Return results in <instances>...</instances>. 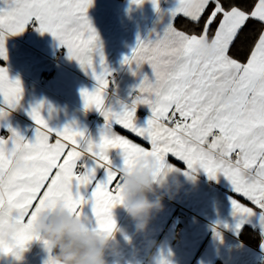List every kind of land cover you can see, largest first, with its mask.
<instances>
[{
    "label": "snow or ice",
    "instance_id": "snow-or-ice-1",
    "mask_svg": "<svg viewBox=\"0 0 264 264\" xmlns=\"http://www.w3.org/2000/svg\"><path fill=\"white\" fill-rule=\"evenodd\" d=\"M133 3L139 6L144 0ZM152 3L159 12V0ZM0 4V59L7 60L6 39L29 26L51 34L67 49L69 59L97 81L93 91L83 89L81 96L84 109L95 108L105 120L99 140L94 141L71 125L50 128L40 104L29 113L38 126L34 141L10 125L9 135L0 136V231L11 232L16 247L25 251L30 242L40 241L34 223L42 212L57 207L81 215L90 206L87 216L93 230L112 233L116 229L112 210L123 204L124 175L142 160L158 172L173 171L169 155L186 165L184 174L190 178L200 170L213 180L223 175L234 193L251 202L252 207L246 206L232 197L233 216L239 218L238 229L256 218L264 247V0H256L250 8L241 7L238 0H179L163 33L154 40L138 39L131 56L124 58L134 76L147 64L152 77L142 76L131 104L122 105L120 111L106 102L111 73L88 17L94 0H0ZM179 14L199 31L177 30L172 20ZM250 22L260 28L246 62H240L230 49ZM207 40L216 47L211 59L199 50ZM228 92L238 101L225 108L221 100ZM22 94L20 80L10 79L7 68L0 66V120L9 115L6 109L19 105ZM141 105L151 112L143 127L136 122ZM115 125L147 142L150 150L118 134ZM114 149L122 154L119 168L110 159ZM85 158L94 166L83 163ZM98 170L103 179H97ZM0 254L20 259L3 240ZM159 264L169 262L161 256Z\"/></svg>",
    "mask_w": 264,
    "mask_h": 264
},
{
    "label": "crops",
    "instance_id": "crops-1",
    "mask_svg": "<svg viewBox=\"0 0 264 264\" xmlns=\"http://www.w3.org/2000/svg\"><path fill=\"white\" fill-rule=\"evenodd\" d=\"M178 6L179 0H159L160 11L157 12L152 0H144L139 6L133 0H94L89 8L88 17L99 35L107 67L111 75H118L115 81L109 77L106 100L115 111H120L122 105L131 104L143 75L152 77L147 64L142 66L139 75L134 76L123 63L124 58L131 56L138 39L154 40L157 34H162L171 13ZM177 17L188 20L182 14ZM176 18L172 24L182 31L174 25ZM5 47L7 60L0 59V66L7 68L10 79L20 80L23 94L15 109H6L9 115L0 120V136L9 135L10 125L26 140L34 141L38 126L29 113L32 108L43 104L41 114L50 128L59 130L71 125L98 141L105 125L104 117L95 108L85 110L81 96L83 89L91 92L97 86L90 72H85L77 61L69 59L67 49L51 34H41L35 26L27 27L22 34L9 36ZM61 49L64 52L59 55ZM100 70L97 65V71ZM42 72L51 74L48 82H38ZM0 107H3L2 97ZM150 116L147 106L137 107L138 126H146ZM114 130L150 150L147 142L121 126L115 125ZM54 140V136L50 138V142ZM109 155L113 167L122 166L120 150H111ZM167 161L182 170L178 174L181 186L178 190L173 189L172 198L165 196L164 209L156 214L146 234L136 232L134 221L122 205L112 210L118 229L115 238L119 242L117 251L110 257L112 264H150L151 257L158 258L160 262L161 256L169 264H255L263 258L258 220L253 218L238 229L239 218L233 216L232 197L246 206L252 207L251 202L234 193L223 175L213 180L200 170L192 179L184 174L186 165L183 162L171 155ZM83 163L94 166L93 161L87 158ZM103 178V171L98 170L97 179ZM83 194L89 195L88 192ZM177 208L188 212V218H177ZM84 213L91 214L90 206L84 208ZM177 229H180L181 238L173 247L171 240ZM257 238L255 245L252 242ZM48 255L42 241L34 240L26 246L22 260L0 254V264H46Z\"/></svg>",
    "mask_w": 264,
    "mask_h": 264
},
{
    "label": "clouds",
    "instance_id": "clouds-1",
    "mask_svg": "<svg viewBox=\"0 0 264 264\" xmlns=\"http://www.w3.org/2000/svg\"><path fill=\"white\" fill-rule=\"evenodd\" d=\"M204 58L216 55V47L211 40L200 46ZM238 98L231 92L224 94L221 103L225 108L235 105ZM173 171H160L148 162L139 161L124 175L121 184L122 206L135 223L137 233L146 234L149 226L159 212L164 209L165 196L172 198L173 189L181 186L178 174L182 171L174 165ZM194 171L190 175H196ZM112 233L94 231L93 222L85 214L76 215L63 207L54 211L42 212L34 223V232L49 254L52 264H112L110 257L117 251L119 242ZM0 240L11 247L23 259L24 251L16 247L15 239L7 229L0 231ZM150 264H159L156 257L150 258Z\"/></svg>",
    "mask_w": 264,
    "mask_h": 264
},
{
    "label": "trees",
    "instance_id": "trees-1",
    "mask_svg": "<svg viewBox=\"0 0 264 264\" xmlns=\"http://www.w3.org/2000/svg\"><path fill=\"white\" fill-rule=\"evenodd\" d=\"M241 7L250 8L256 2V0H238ZM174 25L185 31L187 33H191L193 31H199L198 28L188 20L177 17L174 21ZM260 25L256 22H250L239 34L237 39L233 42V46L230 49V54L233 58L237 59L240 62H246L252 47L254 46V42L257 39ZM258 238L254 240L252 243L257 244Z\"/></svg>",
    "mask_w": 264,
    "mask_h": 264
},
{
    "label": "built area",
    "instance_id": "built-area-1",
    "mask_svg": "<svg viewBox=\"0 0 264 264\" xmlns=\"http://www.w3.org/2000/svg\"><path fill=\"white\" fill-rule=\"evenodd\" d=\"M34 26H29V28H33ZM64 50L61 49L59 50L58 54L61 55L63 54ZM51 79V74L49 72H42L39 77H38V82L39 83H45V82H48L49 80ZM118 79V75L116 73L112 74L110 76V80L111 81H115ZM175 216L179 219H187L188 216H189V213L186 212L185 210L183 209H180V208H177L175 210ZM180 229H177L175 232H174V235L172 237V240H171V245L173 247H176L178 245V243L180 242ZM264 263V257L261 258V259H258L255 264H263Z\"/></svg>",
    "mask_w": 264,
    "mask_h": 264
}]
</instances>
